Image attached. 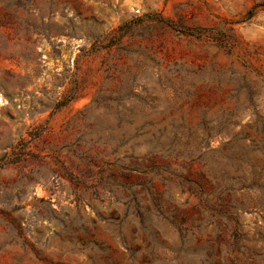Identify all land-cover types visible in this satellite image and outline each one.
Here are the masks:
<instances>
[{
	"label": "rangeland",
	"instance_id": "374dc122",
	"mask_svg": "<svg viewBox=\"0 0 264 264\" xmlns=\"http://www.w3.org/2000/svg\"><path fill=\"white\" fill-rule=\"evenodd\" d=\"M258 183L264 0H0V264H91L78 234L115 246L138 198L160 255L264 264Z\"/></svg>",
	"mask_w": 264,
	"mask_h": 264
},
{
	"label": "trees",
	"instance_id": "16d2710c",
	"mask_svg": "<svg viewBox=\"0 0 264 264\" xmlns=\"http://www.w3.org/2000/svg\"><path fill=\"white\" fill-rule=\"evenodd\" d=\"M255 172L259 173L260 171L252 170V177L258 175L255 174ZM258 186H260L262 193H258L257 198H262L264 202V185L262 183H258ZM138 200L139 198L136 199L134 207L136 209L134 218L137 220L138 225H133L129 233L124 234V237L122 236L121 240L117 242L115 246H112L109 242L98 238L94 232L89 230H83L78 234L77 239L81 242L83 250L87 251L89 262L91 264H140L141 262H144L145 264H213V257L215 255H222L223 258V254H221L218 247L214 249L205 244L196 246L193 251L185 253V257H182L181 255V251H183V249H181L182 247L177 249L175 255L171 258L165 257L164 255L162 256V254L160 255V248L159 245H157L159 243L156 240L157 233L155 230H151L148 227V219L144 212V206L148 208L149 204L146 205L144 201ZM152 200L155 201V198L152 197ZM250 202H254V198H250ZM222 203L226 210L235 209V212L229 213L230 221H227L225 225L228 233H225L223 229H219L215 240L231 241L228 246L234 247L237 241H241L244 237L246 240H248V238L241 227L239 216L236 214V205H233L227 199H223ZM153 204L157 205L155 202ZM174 212L175 208H173V212L170 216H164V218H167L170 222L176 224L182 229L180 234L181 238L184 239V237L190 235L188 228L184 225V221L182 219L179 220L175 216ZM111 223L112 222H110V224ZM136 235L142 238L143 247L137 245ZM206 241L213 240L207 239ZM29 246L32 252L37 255L38 251L35 246L33 244H30ZM119 249H121V251ZM143 249L144 251L137 256V252ZM119 252L121 253L120 257L115 255ZM234 258L240 262V258L238 256H235ZM249 258L253 257L245 254V259Z\"/></svg>",
	"mask_w": 264,
	"mask_h": 264
}]
</instances>
